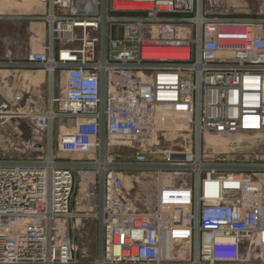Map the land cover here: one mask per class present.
I'll list each match as a JSON object with an SVG mask.
<instances>
[{
	"label": "built area",
	"instance_id": "2783aa9c",
	"mask_svg": "<svg viewBox=\"0 0 264 264\" xmlns=\"http://www.w3.org/2000/svg\"><path fill=\"white\" fill-rule=\"evenodd\" d=\"M39 2L48 37L28 64L64 84L55 95L49 80L41 109L24 90L23 110L0 103L46 137L0 158V264H79L83 216L98 223L89 264H171L170 243L191 264H264V18L214 16L203 0ZM174 115L189 123L179 149L160 145ZM237 135L256 138L250 159L232 157L238 139L207 141ZM128 165L155 169L147 212L124 192Z\"/></svg>",
	"mask_w": 264,
	"mask_h": 264
},
{
	"label": "rangeland",
	"instance_id": "374dc122",
	"mask_svg": "<svg viewBox=\"0 0 264 264\" xmlns=\"http://www.w3.org/2000/svg\"><path fill=\"white\" fill-rule=\"evenodd\" d=\"M0 103L11 101L12 109L20 110L21 105L12 102L17 90L30 91L35 105L42 106L46 100L49 76L44 69L31 67L27 56L30 51L40 50L47 41V27L44 22L33 17L44 13L46 8L39 0H0ZM204 9L211 15L226 18H264V0H203ZM35 4V5H34ZM32 8H29V6ZM43 71V74L40 72ZM35 75L43 81L40 85L31 83ZM44 75V78H43ZM54 94L58 95L63 87L64 78L55 73L53 77ZM9 109V108H8ZM3 116V115H2ZM0 116V158H23L34 153L25 150L28 141L44 140L45 133H40L31 125L27 118ZM57 123H55L56 125ZM189 128V127H188ZM166 142L160 145L179 149L190 143L189 131L175 132L169 129ZM173 132V133H172ZM171 133V134H170ZM175 134V135H174ZM188 134V136L186 135ZM57 131L53 132V139L57 138ZM50 136V135H49ZM187 136V137H186ZM241 136L237 135L236 137ZM234 140V139H233ZM235 151L232 157L240 161L250 159L255 145L247 141H234ZM165 144V145H164ZM249 145V146H248ZM212 148V147H211ZM215 148V147H214ZM126 160L134 149L123 148ZM79 156H73L72 158ZM247 161V160H246ZM124 192L134 206L141 212H147L155 203L158 179L155 169L142 165H128L122 168ZM84 188L83 184L80 185ZM84 200L79 209L87 207ZM88 210V207L86 208ZM74 234L77 246L76 259L79 264H89L95 259L98 244V223L95 218L81 217L78 220ZM182 245H173V259L171 264H191V251L184 250L180 255Z\"/></svg>",
	"mask_w": 264,
	"mask_h": 264
},
{
	"label": "bare ground",
	"instance_id": "6f19581e",
	"mask_svg": "<svg viewBox=\"0 0 264 264\" xmlns=\"http://www.w3.org/2000/svg\"><path fill=\"white\" fill-rule=\"evenodd\" d=\"M0 3H2V1ZM29 8H32V6L30 5ZM167 53H168V56L167 57H169V58H178L179 57L177 55V53H176V50H174V49H167ZM40 72L43 74V71L42 70H40ZM43 78H44V75H43ZM51 79H52V76L49 75V80H51ZM42 81H43V79L40 80L35 75V78L34 79L32 77L31 83L33 85H40V83ZM36 107H37V109H41L42 108V106L40 107L37 104H36ZM166 121H167L168 128L169 129H172L175 132H177V131L178 132H184V131L188 130V127H189L188 121L184 117H182L180 115L170 116L169 118L166 119ZM186 135L188 136V134H186ZM232 139H238L239 141H247L249 144H252V143H254V142L257 141L255 137H250V136H238V137L234 136V137H231L229 140L228 139H221V138L214 137V136H207V141H209L211 143V145L213 147H215V148H225L228 145V141H230ZM84 208L86 209L87 207H84ZM171 248H172V243H170L169 245H166V249H168L166 251H169ZM184 250H187V247H185V246L182 247L180 249V253L179 254L180 255H183Z\"/></svg>",
	"mask_w": 264,
	"mask_h": 264
},
{
	"label": "crops",
	"instance_id": "0c3cea01",
	"mask_svg": "<svg viewBox=\"0 0 264 264\" xmlns=\"http://www.w3.org/2000/svg\"><path fill=\"white\" fill-rule=\"evenodd\" d=\"M29 66H31V67H36V66H34V65H30V64H29Z\"/></svg>",
	"mask_w": 264,
	"mask_h": 264
}]
</instances>
